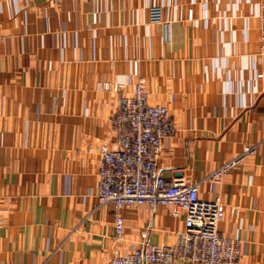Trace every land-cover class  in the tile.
I'll list each match as a JSON object with an SVG mask.
<instances>
[{
    "label": "crops",
    "instance_id": "crops-1",
    "mask_svg": "<svg viewBox=\"0 0 264 264\" xmlns=\"http://www.w3.org/2000/svg\"><path fill=\"white\" fill-rule=\"evenodd\" d=\"M258 0H0V264H106L170 245L183 214L96 198L99 146L115 148L119 96L140 78L172 132L160 174L219 196L237 264H264V50ZM162 7V22L148 8ZM104 86H107L105 88ZM252 153L222 176L244 145Z\"/></svg>",
    "mask_w": 264,
    "mask_h": 264
},
{
    "label": "built area",
    "instance_id": "built-area-1",
    "mask_svg": "<svg viewBox=\"0 0 264 264\" xmlns=\"http://www.w3.org/2000/svg\"><path fill=\"white\" fill-rule=\"evenodd\" d=\"M148 16L150 22H162V7L150 6ZM256 18L258 46L264 50V0H258ZM262 116L264 121V104ZM111 121L116 147L99 146L96 198L99 205L111 204L115 210V237L119 239L123 235L124 220L118 213L123 206L166 205L172 216L182 212L183 229L165 246L148 243L144 231L136 249L124 255L116 254L106 264H237L238 241L217 231L223 216L219 196L200 199L197 182H187L178 175L166 180L160 174L156 161L164 138L172 132V124L166 106L147 102L140 78L130 94L119 96ZM252 151V146L244 144L208 177L222 176Z\"/></svg>",
    "mask_w": 264,
    "mask_h": 264
}]
</instances>
